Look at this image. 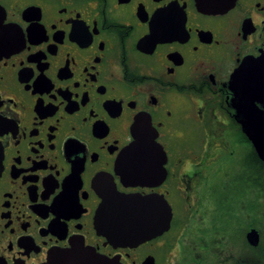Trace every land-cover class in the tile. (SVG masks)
I'll use <instances>...</instances> for the list:
<instances>
[{
    "label": "flooded vegetation",
    "instance_id": "1",
    "mask_svg": "<svg viewBox=\"0 0 264 264\" xmlns=\"http://www.w3.org/2000/svg\"><path fill=\"white\" fill-rule=\"evenodd\" d=\"M263 55L264 0H0V264H264V161L231 87ZM140 117L165 172L128 186ZM117 192L151 198L138 244L99 220Z\"/></svg>",
    "mask_w": 264,
    "mask_h": 264
},
{
    "label": "water",
    "instance_id": "2",
    "mask_svg": "<svg viewBox=\"0 0 264 264\" xmlns=\"http://www.w3.org/2000/svg\"><path fill=\"white\" fill-rule=\"evenodd\" d=\"M231 81L234 92L242 91L235 99L237 118L244 132L253 144L258 158L264 161V111L257 103L264 104V55L245 59ZM240 102V103H239ZM133 128L135 140L118 162L119 174L125 185H149L163 177L167 153L157 141V133L151 120L141 117ZM101 205L99 220L110 232L111 240L117 244L134 245L145 240L149 230L142 229L139 218L140 204L151 198L136 194L118 193L106 195ZM157 223L152 228L155 230ZM256 234V232L252 233ZM251 234V235H252ZM258 244L259 236L255 237Z\"/></svg>",
    "mask_w": 264,
    "mask_h": 264
},
{
    "label": "trees",
    "instance_id": "3",
    "mask_svg": "<svg viewBox=\"0 0 264 264\" xmlns=\"http://www.w3.org/2000/svg\"><path fill=\"white\" fill-rule=\"evenodd\" d=\"M252 158L256 159L259 163L261 162V159L258 158V156H257V154L255 152V149L252 150Z\"/></svg>",
    "mask_w": 264,
    "mask_h": 264
}]
</instances>
